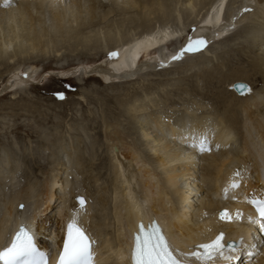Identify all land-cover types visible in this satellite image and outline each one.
I'll list each match as a JSON object with an SVG mask.
<instances>
[{"label": "bare ground", "instance_id": "1", "mask_svg": "<svg viewBox=\"0 0 264 264\" xmlns=\"http://www.w3.org/2000/svg\"><path fill=\"white\" fill-rule=\"evenodd\" d=\"M85 1L0 0V61L7 59L10 62L22 53L46 52L49 48L60 45H68L72 48L77 46L76 44H81L83 47H88L91 40L84 36L89 33L87 30L92 28L99 16L103 18L101 20L107 22L106 19L109 16L125 15L136 10L140 12L145 26L150 28L153 17L167 19V4L171 0H120L123 3L120 7L121 13L107 10L103 15L99 13V9H105L110 4L112 7L119 6L121 5H118L119 0H106L108 1L106 3L105 0H87L88 5ZM195 1L185 0L181 5H185V8L189 10ZM230 1L215 0L212 2L201 17L199 26L194 25L198 27L192 30L186 39L183 35L178 36L170 30L171 33H169L165 30L166 28L157 31L153 27L147 33L145 32L146 34L126 40L125 33L116 28L118 32L112 40H115L117 45L114 50H110L108 56L110 57L111 53L117 55L103 64H95L93 67V63L92 66L86 67L85 72L88 75L85 74V78L93 76L98 77V79H91L95 82L103 81L112 84L114 81L118 84L135 85L144 78L141 77L135 81L138 75L149 69L157 72L162 65L161 72L153 74L156 76H161V74L169 76L174 72V69L165 71L167 67L162 64L163 57L159 60H150L142 56L139 61H136L137 54H142L141 50L142 52H155V55L156 52L162 54L165 45L169 47L184 40L183 44L181 43L184 49L189 38H203L206 40V46L208 45L203 48H207V51L197 56L202 59L190 64L189 71L177 70L180 73H176L177 78H166L165 83L167 84L159 83L154 88H150L149 85L147 87L149 91L145 92L147 94H144L142 99L137 98L138 100L131 103H121V96L130 95H126L125 91L119 93L120 97L115 99L120 104L118 105L120 116L107 121L106 116L103 115V132L105 138L111 142V146L107 145V151L109 147L113 150L110 162L113 168L111 169L113 178L111 185H107L98 192L97 196L100 200L98 204L101 207L97 206L98 199L96 200V197L94 198L89 193L90 191L69 189L72 181L67 179V176L64 177V173H69L71 169L68 161L64 162L63 154L67 153L68 160L73 161L72 163L79 166L78 169L80 168L78 176L82 175L91 180L95 179V182L98 181V177H94L93 171L89 169L96 163L91 161L86 164L84 147H81V144L88 147L81 133L89 134L84 126L89 124L88 120L75 123L74 136L70 138L65 136L63 139L57 137L58 132L55 131L52 134L55 139L53 144H50L51 141L40 144V149L43 150L58 147L53 157L56 158L53 161L56 163V172H51L42 184L36 180L30 181L7 196L6 192H3L4 189L0 188V247L5 246L10 236L12 237L20 224L24 223L39 238L42 249H50L54 252L63 241L66 225L73 218L93 238L94 251L99 255L95 264H130L125 252L128 247H131L132 235L137 232L138 223H142L147 228L155 219L166 227L173 243L179 249L202 243L217 235L219 231L226 234L227 241H234L238 236L247 238L246 236L252 231L258 236L259 228L257 223L253 222L254 217L250 213L248 201L259 196L264 188L261 177L264 169V0H252L253 2L242 0L239 10L237 9L238 11L236 10L233 16L230 15L226 19ZM245 9H251L250 12L252 11V17L255 18L256 23L253 28L251 27L252 29H247L248 31H242L243 28L235 29L231 24L236 16L239 18V23L248 19L249 12L243 13ZM46 16L51 20V23H48L50 26L46 24ZM99 23L93 28L98 27ZM117 27L120 28L119 25ZM242 35L245 38L240 40ZM236 38L239 43L237 47L223 49L218 57L216 55L214 59H206V53L214 47H209L211 43L219 45ZM100 39L94 40L93 43L94 45L97 43L94 46L98 50L94 52L97 58L96 56L86 58L82 50L75 56L88 60L86 62L88 65H91L89 62L93 59L105 60L103 54L107 51H99L103 44L100 43ZM16 46L18 49H15ZM104 48L107 49V47ZM245 50L249 55L252 53L254 55L248 56L252 59L248 63L249 70L244 66L230 68L228 62L224 63V59L228 58L225 56H229L232 52L243 55ZM59 52L60 49L55 50V57L60 58ZM59 58L57 62H62L63 58ZM43 61L44 59L38 60L37 63H43ZM74 65L78 64H68L58 68L65 69ZM23 71L20 70L22 73ZM190 71L199 74L197 77L204 83L206 91L213 86L212 92H209L212 94H210L211 98L207 92L208 96L202 95L194 88L191 90L192 87L186 84L188 77H195V75H189ZM20 72L18 67L10 69L7 71V77L10 75L11 78H18L15 82H22L25 86L29 81L22 75L20 76ZM30 74L33 75L32 71ZM149 75L152 74L145 76ZM99 77L102 78L99 79ZM59 78L66 77L59 75ZM236 82L250 85L253 88L252 93L244 97L239 96L230 88ZM4 83L5 80L2 84ZM11 83L10 81L4 86L3 92L12 89ZM258 83L262 84L263 89H256ZM24 89L20 85L13 86L12 95L22 93ZM174 92L177 95H194V97L192 100L181 98L182 101L180 103L176 101L178 103L176 104L171 102L173 99L169 97ZM196 97H198L197 101L194 99ZM112 100L111 97L109 101L112 102ZM6 106L14 110L11 105L6 104ZM19 107L15 109L23 112L30 111L25 105ZM207 107L211 109V112L204 113L199 110ZM157 109L164 111L160 112ZM120 117L131 121V126H133L131 129L135 130L131 135H139L140 146L128 143L125 137L128 132L122 131L123 122L120 123ZM201 134L206 135V147L210 149L208 154L191 146L193 135L199 137ZM45 139L48 140V138ZM18 150L12 145L4 143L0 145V185L4 188L8 185L6 180L11 182L16 179L22 161L24 162L25 158L23 159ZM148 153H151V158ZM200 155L202 158L200 157V161L197 162L196 158ZM8 161L12 167H9ZM25 164L23 166L26 170ZM199 166H201L200 169ZM60 170L65 172H60ZM198 172L199 178L198 176L195 178ZM251 174L255 175V179L251 178ZM199 181L202 187L197 186ZM237 181L240 182V186L235 189L231 184ZM119 183L122 186L121 189ZM12 185L14 186L15 183ZM191 188L194 189L189 190ZM201 188H204L203 195L201 197L197 195V204L191 202V198L195 197V190L200 191ZM79 198L84 200L86 198L83 206L80 205ZM21 204L24 205L23 209H20ZM225 210L227 212L229 210V215L233 217L231 221L220 219V213ZM237 213L240 214L239 219H236ZM249 217L253 218L252 221ZM261 241L263 246L260 253L264 254V239ZM245 242L246 250H251L252 253L257 250L251 241ZM246 264H262V261L256 262L255 258L254 261L249 260Z\"/></svg>", "mask_w": 264, "mask_h": 264}, {"label": "rangeland", "instance_id": "2", "mask_svg": "<svg viewBox=\"0 0 264 264\" xmlns=\"http://www.w3.org/2000/svg\"><path fill=\"white\" fill-rule=\"evenodd\" d=\"M184 1L185 0H171L170 2H168L167 11H166L167 19L162 20L156 16L153 17L152 21L150 22L151 23L150 28H147L145 26L144 22L141 19L140 12L136 10L134 11L132 10L131 13L125 14V15H117L114 17L109 16L106 19L107 22L105 20H101L103 18L99 16L97 21L93 23V26H94L101 21L100 22L101 24L99 23L98 25L99 28L94 27L95 28L94 29L92 26V28H89L87 30V33L88 31L89 33L84 36L88 40L89 39L91 40L90 46L88 47L87 46L83 47V45L81 44H76L77 46H73L75 48L73 47L71 48L68 45L66 46L60 45V46L49 48V50L46 52L35 51V52L22 53L21 56L15 57L12 61L10 60L11 63L8 62L7 59L0 61V145L3 143L6 145H12L15 148H17V150H18V147H20L18 151L21 152L20 154L22 155L23 159L25 158L24 162L22 161V166L20 167L21 169L17 173L16 179L11 182H7L8 180H6V183H8V185L5 188L0 185V188L4 189L3 192L4 193L6 192V196L11 194L12 192H15V190L17 191L20 187L24 186L26 183L30 181L34 182V180H36L40 182V184H42L43 182L46 181V179L48 178L51 172L55 173L57 167L55 165L56 163H54L53 161L56 160V158H53V157H55L54 153L57 151L58 147L57 146L55 147V145H53L55 148L52 147L53 149L50 148V149L43 150V149H40L39 145L42 144L43 142L49 143L50 141H51L50 144H53L52 142L55 139L52 136V134L55 131L58 132L57 137H61L63 139L65 136L67 138L74 136V134L76 133V130H73V128L75 127V123L84 122L86 120H88L89 124H85L84 126H85L86 131L89 132V134L86 135L83 132L81 133L83 135V138L85 139V142H87L88 147H86V145L84 146L83 144H81L82 145L81 147H84L83 153L85 156V160L87 161L86 164L87 163L89 164L91 161L96 163L94 167L92 168L90 167L89 169L93 171L94 177L95 176L98 177V181L95 182V179L91 180L90 178H85L86 176H82V175L78 176L77 173L79 172L80 168L78 169L77 167L79 166H76V164H73L72 160H71L72 162L68 160L69 156L67 155V153L63 154V156H64V162L68 161V164L71 168V169L69 168L70 172L68 173V172H65L64 170H60V172L64 171L65 172L64 177L67 176V179L72 181V185L69 186V189H72L74 191L75 190L77 191L78 189H83L88 192L90 191L89 193L93 195L94 198L96 197V200L99 198L97 196L98 192L101 189L105 188L107 185H111V180L113 178L112 176L113 171L111 169L113 168L110 162H111V155H112L113 150L111 149V147H109L107 151V145L111 146L110 145L111 142L105 138V135L103 132L104 131V126H103L104 122L102 118L103 115L106 116L104 117L107 121H110L113 118L115 119L118 115L120 116V113H119L120 104L115 99L116 97H120L119 93H122L125 91L126 95H130V96H124V95L121 96L120 97L121 103H129V102L131 103V102H134L135 100L142 99V97H144L147 94L145 92L149 91L147 89L149 85L151 86L150 88H154V87H157L159 83L167 84L165 83L166 82L165 80H167L166 78L168 77L177 78L178 77L177 74H180V73H178L177 70H183V71L188 70L189 71V68H190L189 66H191L190 64H192L193 62L197 63L199 60H201L202 58L199 59L197 58V56L199 54L205 53L207 51V48H202L200 51H196V52L184 51L180 59H173V57L176 56L178 52L181 53V50L183 49L181 43L183 44L184 42L183 40L181 43L176 42L174 45L169 46V47H166L167 45H165L164 46L165 48L162 51L163 56L159 52H156V55H155V52H152V53L150 51L142 52V54H144L143 55L144 59H150V60L158 59L159 60V59H162L161 57H163L164 61L162 62V64H164L167 67L165 71L174 69L173 71L175 73L173 72L169 76L165 74H161V76L163 75L164 77L163 76L161 77L159 75L157 76L153 75V74H157L159 71L161 72V70L163 69V66L161 65V67L158 68L157 72H153V70L149 69L146 72L139 74L138 78L135 81H138L139 78L141 77H144V78L142 80L140 79L141 80L140 82L138 83L136 82L135 85H130L129 83H126V84L119 83L118 84L114 81L112 82V84H108L103 81H100V82L92 81L91 79H95V78L98 79V77L91 76L89 78H85L84 75L85 74L88 75L85 72L86 67L92 66L93 63H94L93 67H95L94 66L95 64H103L106 60L113 59V56L109 57L108 54L110 53V50L111 49L114 50L115 45H117V42H115V40H112V39L113 38L115 39L116 33L118 31L125 33V36L127 37L126 40L128 39L131 40L132 38H136L140 36L141 34H144L145 32L147 33L148 30H150L153 27L157 31L161 29L163 30L166 28L165 30H167L169 33H171L170 31H172L173 33L175 32L174 34L178 36L183 35L185 39L189 37L192 30L197 28L199 24L201 23L199 21H201V17H203L204 12L207 11V8L209 7V5L215 0H196L194 4L191 5V7L189 8L190 11L185 8V5H181L184 3ZM85 2H86V5L89 4L87 0ZM106 2L108 1L105 0V3ZM118 2H119L118 5L119 4L121 5L115 6V7H112L111 4L110 5L106 4L107 7L105 9H99L100 10L99 13L103 15L105 12H107V10L109 11L113 10L116 12H120L121 10L120 7L123 6V3H121L120 0ZM241 3H242V0H231L230 1L228 5V11L226 13V19L227 17H230V15L233 16L234 12L237 9L239 10V6L241 5ZM116 7L118 8L115 9ZM250 10L251 9H248L247 12L246 11L243 12V13L249 12L247 15L248 19L246 18L241 23H239L238 22L239 18L236 16L234 18L235 21L232 20L231 25H233L235 29L243 28L242 31L243 30L246 31L247 29L249 30L252 29L256 22H255V18L252 17L253 16L251 13L252 11L250 12ZM255 11L256 10L254 9V13ZM48 18L49 17L46 16V22H47L46 24L47 26H50L49 24L51 23V20H49ZM103 21H104V24H103ZM233 22L236 24H234ZM196 24L198 26H194ZM117 25H119L120 28L117 27ZM116 28H118L119 30ZM188 33L189 35L187 36ZM244 36L246 35L244 34ZM244 36L241 37L240 40L245 38ZM109 38L111 39L108 40ZM96 39H100L99 40L100 43H103L102 47L99 48L100 49L99 51L101 50L107 51V53H105L106 55L103 54V59L105 60L98 61L96 59L95 60L93 59L89 62V64L91 63V65H88L86 63L88 60H86L85 58L83 59L81 56L77 57L75 56V54L77 52H81L82 50L85 53L86 58H94L95 56H96L95 58H97V54L95 55L94 53V52H98V50H96V47H94L97 45V43H95L96 45L93 44L94 40ZM216 44L217 43H213V44L211 43V45H209V47L210 46H214V47L210 49L208 53H206V59L207 58L214 59L216 58L215 57L216 55L217 57L219 56V53L222 52L223 49L226 50V49L233 48V47L235 48L237 47L236 45L239 43H238V38H236L234 40L232 39V40L224 41L220 43L219 45H216ZM104 47H107V49ZM15 49H18V46H16ZM57 49H60V52H59L60 58L55 57V50ZM248 51L250 54L249 49ZM71 52H73L74 54ZM69 53H71V55ZM244 53L245 54L240 55L236 52H232L230 53L229 56L228 55L225 56V57H228L227 58L228 60L224 59V63L227 64L228 62V65L230 64V68L231 67L242 68L244 66L246 69L249 70L250 68H248V65H249L248 63H250L252 59H249L248 56L251 57L254 55L253 53L249 55L247 53V50H245ZM58 58L59 59L63 58L62 59L63 61L57 62ZM42 59H44L43 63H37L38 60H42ZM68 64H78V65H74L73 67H69L65 69L58 68V67L66 66ZM17 67L19 68V72L21 69L24 70L23 73L22 72L19 73L20 76L22 75L24 79H28L29 81V83H27V85L25 86L22 82L20 83L19 81L15 82V79H18V78H14V77L11 78L10 75L7 77L8 75L7 71L13 68H17ZM31 71L33 75L30 74ZM192 72L194 73V71H190L189 75H195V77H191V78L188 77V79H186L187 80L186 84L192 87L191 90H193L194 88L202 95H206V96H208V94L210 95L211 93L209 92H212L211 90L213 86H211L212 88L206 91V89L204 88L205 86L203 85L204 83H202L201 79L197 77V75L199 74H195V73L192 74ZM34 74H36V76H34ZM53 74L64 75L66 78L60 79L59 75L54 76ZM148 74H152V75H149L148 77L145 76ZM101 78L102 77H99V79ZM4 80H5V83L2 84ZM143 80L145 82H143ZM10 81L12 82L11 83L12 89H13V86L20 85L25 88L24 91L18 95L17 94L12 95L13 93L12 89L6 92H3L4 86L7 83L9 84ZM119 87L121 88L119 89ZM112 88H116V89H112ZM258 88L260 90L263 89V86L261 83L257 84L256 89L258 90ZM129 92L130 93L132 92V93L129 94ZM206 92L208 94H206ZM211 95H210V98L212 97ZM181 96L182 95H177L176 92L169 95L170 99L171 100L173 99L171 102H175L176 104H178L177 102L180 103V101H182L181 98L186 99V100L187 99L192 100L194 97V95L192 96V95H185V94L182 97ZM111 97L113 98L112 102L109 101ZM132 99L133 101H131ZM194 99L197 101L198 97ZM6 104L11 105L12 108H14V110L6 108L7 107ZM22 105L27 106L30 111L23 112V111H20L19 109H15ZM1 108H4V110H1ZM177 110H178V107H177ZM199 110L204 113L211 112V109L208 107L202 110L201 109ZM157 111L163 112L164 110L162 111V109L161 110L157 109ZM120 121H121L120 123L123 122L121 124L123 127L121 128L122 131L124 130L126 133L128 132L127 133L128 135L125 136L128 140V143L136 144L137 146H140L141 142L139 141V137H138L139 135L138 134L131 135L132 133L135 132V130L131 129V127H133L131 126L132 125L131 121L127 120V118L125 117H120ZM185 123H187V121H185ZM45 138H48V140ZM21 145H22V148H21ZM261 151L262 150H260V152ZM108 153L110 154V156ZM205 153L208 154L210 153V151L209 150L207 152L205 151ZM23 154L25 155L28 154L27 155L28 158L25 157V155ZM144 154H146V152H144ZM148 154L147 155L149 156V158H151L152 157L151 153H148ZM197 157L198 158H196V161L198 160L197 162H199L200 159L202 158V155L197 156ZM23 164L26 165V170L24 169L25 166H23ZM71 165L73 166L71 167ZM9 167H12L11 163ZM200 168L201 166H199V169ZM69 169H65V170L69 171ZM73 170L75 172H73ZM73 174L74 176H72ZM197 176L199 178V172L198 174H195V178H197ZM251 178L255 179V175L254 176L252 175ZM12 183L13 184L15 183V185L11 186ZM120 183H119V188L121 189L123 185L121 183L122 185L121 186ZM245 185L247 184L245 183ZM197 186L202 187L200 184V181L197 182ZM193 189L194 188H191L189 190H193ZM201 190L200 191L195 190V193H194L195 197L191 198V202L197 204L196 197L198 196L201 197L203 195L202 192L204 188L203 189L201 188ZM99 201H100L99 199L96 201L97 206H99L98 204ZM57 202L58 200L56 201V204ZM99 207H101V205ZM251 244L255 245V242L252 243L251 241ZM244 255L242 256V253H238V256L240 257L237 256L238 257L237 264L238 262L239 264H246V262L248 263L249 260L254 261L255 258H257L258 256V254L253 255V256L250 255V257L247 258Z\"/></svg>", "mask_w": 264, "mask_h": 264}, {"label": "snow or ice", "instance_id": "3", "mask_svg": "<svg viewBox=\"0 0 264 264\" xmlns=\"http://www.w3.org/2000/svg\"><path fill=\"white\" fill-rule=\"evenodd\" d=\"M247 10L245 9V11ZM204 46H206L205 39L189 38L187 46L173 59H180L184 51L196 52ZM110 55L116 56L117 54L111 53ZM240 87L243 88L244 86L241 85ZM191 146L197 148L200 152L210 150L206 147V135L204 134L199 137L193 135ZM237 186L232 184V187ZM225 192H227V189H225ZM79 202L83 206L84 200L82 198H79ZM248 202L255 208L259 218V227L261 231H264V199L252 198ZM20 207L23 208V205ZM239 218L240 214L237 213L236 219ZM220 219L231 221L233 217L225 210L220 213ZM252 219V217H249L250 221ZM237 243L243 244L244 242L241 239ZM226 247L230 252L238 251L234 244H225L224 234L220 233L211 242L198 245L196 251L181 252L169 244L158 224L152 222L148 229H145V226L141 223L138 225V232L134 237L132 261L133 264H192V258L194 257L201 264H207L217 254L230 261L232 256L225 255L224 249ZM199 249H203V251ZM0 264H49V256L37 246L34 234L29 226L21 223L10 241L5 246L0 247ZM56 264H93L90 240L83 229L78 226L75 218L67 224L63 247L58 253Z\"/></svg>", "mask_w": 264, "mask_h": 264}, {"label": "water", "instance_id": "4", "mask_svg": "<svg viewBox=\"0 0 264 264\" xmlns=\"http://www.w3.org/2000/svg\"><path fill=\"white\" fill-rule=\"evenodd\" d=\"M243 85L244 87L241 88L240 86ZM234 92H236L239 96H247V95H250L252 93V89L251 87L247 84V83H244V82H236L235 84H233L231 87H230ZM83 199V198H82ZM84 200V199H83ZM23 205V204H21ZM20 205V206H21ZM23 208H24V205H23ZM20 207V209H23Z\"/></svg>", "mask_w": 264, "mask_h": 264}]
</instances>
